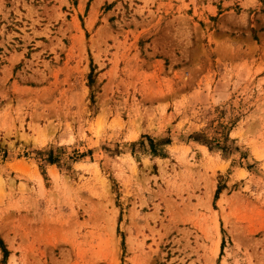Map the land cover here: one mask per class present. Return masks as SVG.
Segmentation results:
<instances>
[{"label":"rangeland","instance_id":"obj_1","mask_svg":"<svg viewBox=\"0 0 264 264\" xmlns=\"http://www.w3.org/2000/svg\"><path fill=\"white\" fill-rule=\"evenodd\" d=\"M0 264H264V0H0Z\"/></svg>","mask_w":264,"mask_h":264},{"label":"trees","instance_id":"obj_2","mask_svg":"<svg viewBox=\"0 0 264 264\" xmlns=\"http://www.w3.org/2000/svg\"><path fill=\"white\" fill-rule=\"evenodd\" d=\"M0 245H1L2 249H3L4 254L6 255L7 251H6V249L4 247V244H3V242L1 240H0Z\"/></svg>","mask_w":264,"mask_h":264}]
</instances>
